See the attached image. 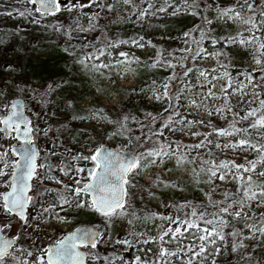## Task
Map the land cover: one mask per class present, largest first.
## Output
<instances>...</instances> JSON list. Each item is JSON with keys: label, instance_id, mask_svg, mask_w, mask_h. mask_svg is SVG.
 Listing matches in <instances>:
<instances>
[{"label": "snow or ice", "instance_id": "6c2138e0", "mask_svg": "<svg viewBox=\"0 0 264 264\" xmlns=\"http://www.w3.org/2000/svg\"><path fill=\"white\" fill-rule=\"evenodd\" d=\"M26 2L37 5L34 11L42 16L54 15L62 7L61 0ZM143 3L145 0H115L114 3L69 0L67 8L69 12L85 7L113 12L122 4L127 6L130 15L138 13V22L148 15H156V11L163 13L169 9L173 16L184 13L200 18L199 24L182 33L185 46L179 49L180 56L175 50L147 41V46L155 49L147 66L162 68L168 73L159 83L152 81L148 99L166 107L156 113L144 110L142 116L121 108L112 116L103 107L89 106L86 115L71 117L72 120L87 119L110 125L104 131V138H123L131 147V155L125 154L127 148L112 150L103 142L93 147L85 145V151H74L61 144L54 146L64 149L57 162L50 161V156H56L57 152L48 149L41 163L40 151L34 142V133H40L41 129L33 126L24 115L23 102L15 98L0 106L8 110L7 115H0V132L5 138L19 141L7 147L0 144V187L3 188L0 191V264H87L89 258L110 264L108 256H101L99 252V245L108 243L122 244L126 249L139 246L137 252L143 255H135L131 264H208L209 260L212 264H231L230 256H235L239 264H251L256 253L250 252V247L260 250L255 264H264V211L256 210L264 209V0L205 4V9L214 13L212 15L200 10L198 0H180V3L164 0L151 12L154 4L148 2L144 8L141 7ZM32 11L12 9L3 14L11 16L17 12L24 17L30 16ZM86 15V26L80 23L79 15L74 26L67 29L63 25L54 26L55 31H62L67 38L64 51L73 58V64L95 76L106 77L110 83H114V74L124 78L134 71L133 65L142 63L139 56L120 51L118 57L113 58L112 50L122 44L144 48L145 38L124 40L105 32L94 40L74 44V32L90 33L98 27L99 13ZM237 49L247 54L251 70L244 68L234 77L228 69L235 67L232 60ZM208 57L216 60L211 69L197 63ZM188 61L191 63H186ZM68 83L62 78L40 88L27 83H13L12 87L21 92L26 89L47 104L48 98ZM0 95L5 94L0 92ZM233 97H236V106L243 105L239 112L231 104ZM217 100L222 103L217 105ZM65 103L67 108L76 111L71 99ZM194 110L202 111L209 119L188 120L184 113ZM228 114L233 120L226 127H218L210 119L214 115L223 118ZM197 124L211 131H192V126ZM131 125L146 131L133 137ZM68 126L61 125L65 129ZM50 130L44 129L43 134L47 136ZM177 132L197 139L194 143L178 141L175 139ZM202 149L205 151L201 152ZM229 149L248 151L252 157L245 156L241 163L215 154L217 150ZM168 161L174 162L175 170L185 171L195 186L207 185V189H202L205 199L169 201L163 206L173 212L140 215L135 208L137 192L132 189L147 191L149 197L155 196L151 191L153 187L184 190L180 179L174 182L171 177L165 178L157 172L150 173L147 185L137 182V176L154 168L173 171L166 167ZM57 172L61 175H56ZM229 180L235 181L234 190L217 183ZM45 181L60 187L53 188ZM217 192L221 199H214ZM30 206L33 208L31 214L27 211ZM72 213H91L97 221L61 234L47 245L25 247L20 243L24 235L38 238L47 228L57 229L69 223ZM14 220L20 224V231L6 234L5 229L11 230ZM157 220L160 223L157 224ZM149 221L155 234L153 228L147 227ZM117 228L123 235L117 233L113 239L112 233ZM246 241L259 243L250 245ZM120 264L126 262L121 259Z\"/></svg>", "mask_w": 264, "mask_h": 264}, {"label": "rangeland", "instance_id": "374dc122", "mask_svg": "<svg viewBox=\"0 0 264 264\" xmlns=\"http://www.w3.org/2000/svg\"><path fill=\"white\" fill-rule=\"evenodd\" d=\"M17 1V0H16ZM69 0H61V10L53 16H42L40 14L25 15L20 17L17 12H13L11 16H7L9 23L15 21L17 31L14 38L4 43H0V92L5 95H0V106L11 99L19 98L25 102V114L32 121L33 126H38L41 129L40 133H34L35 144L40 151L39 162H44V155L46 150L53 149L57 152L56 156H50V161L57 162L61 155L64 154L63 147L55 148V145H63L74 151H85L84 146L93 147L100 142L109 148H127L130 150V146L123 138L105 139L104 131L106 128L111 127L107 124H100L94 120H72L71 117L74 114L86 115V109L89 106L100 108L103 107L110 115L115 116L121 108H124L127 112L132 114L143 115L144 110L151 111L153 113L159 112L166 105L148 99V94L152 87V81L156 80L158 83L164 79L168 73L162 69H152L147 66L150 63L149 58L154 55L155 49L147 46V41L151 40L153 44L160 46L164 49L175 50L176 55L180 56L179 49L185 45L182 42V33L185 30H189L193 25L199 24L200 19L198 16L189 14H177L173 16L171 9L166 12H158V9L164 0H145V3L141 7L146 8L147 3L154 4V8L149 11H156V15H148L146 18L137 21V14L130 15L127 10V6L119 5L115 11L109 12L107 9L101 10L98 7H85L83 9H76L73 12H69L68 8ZM82 3H86V0H80ZM109 2H115V0H109ZM176 3H180V0H175ZM231 0H210V5L217 3L227 4ZM24 7L21 1H17L15 6L10 7L12 9L23 10ZM203 12L212 15L211 11L203 8ZM91 13H99L96 23L98 25L95 31L90 33L74 32L75 39L72 41L74 44L88 42L94 40L95 37L100 36L107 32L109 35L119 39L130 40L133 38L138 39L143 36L145 38L144 48H138L131 44H122L118 48L113 49V58L118 57L120 51L129 52L132 55L139 56L142 63L139 65H133L134 71L129 72L124 78L118 75H113L114 83H110L106 77L95 76L93 73L80 70L78 65L73 64V58L70 57L64 48L67 45V38L63 35V32H57L54 30V26L63 25L64 29H67L70 25L74 26V20L77 15L80 16V23L87 25V15ZM189 17L188 21H183L186 17ZM121 17L126 19H120ZM119 20V22H117ZM38 21V22H33ZM187 22V23H185ZM184 24H187L184 26ZM184 26V27H183ZM209 50L212 46L208 44ZM236 54L233 56L232 64L233 68H229L233 76L235 77L238 72L243 71L244 68L250 69V61H248L247 54L240 49L235 50ZM248 61V63H245ZM186 63H191L190 61ZM203 67L211 69L216 64V60L213 57H208L203 61H197ZM11 65V67H8ZM68 80L69 83L64 85L62 89H58L52 97H49L50 101L47 104L41 103L39 96H34L26 89L21 92L19 88L12 87L13 83L23 85V83L30 84L33 88H40L41 85L46 84L49 81H59L61 79ZM243 79V77H240ZM220 81L219 83H222ZM219 83H217V89H219ZM97 89H103L102 92H98ZM143 89V91H141ZM71 99L73 101L75 112L67 108L65 101ZM222 101L217 100L216 104L219 105ZM231 104L236 106V97H233ZM241 106H236L235 111L239 112ZM115 109V110H114ZM55 113V115H53ZM8 110L0 107V115H7ZM243 114V113H241ZM184 115L188 120L199 121L202 118L209 119L202 111H192L190 114L185 112ZM212 122L218 127H226L230 121L233 120V116L228 114L221 118L220 116L210 117ZM68 124L65 129L61 125ZM132 135H141L143 131L136 125H131ZM155 128L156 125H153ZM50 128L47 136L43 134V130ZM192 131L197 132H210L211 129L201 126L193 125ZM166 135H173L172 133H166ZM202 138V137H201ZM175 139L184 143H194L196 137H188L181 133H175ZM213 139L215 135L213 134ZM231 139H236L232 137ZM15 139L5 138L2 132H0V144L7 147L11 144H18ZM131 151V150H130ZM205 150H201L203 152ZM74 154V152H73ZM215 154L224 158L235 159L238 162L243 163L244 157H252V154L248 151L233 152L231 149L221 152L217 150ZM15 158V157H13ZM74 163V162H72ZM86 163V162H82ZM166 167L172 168L173 171L165 172L160 168H154L149 172H144L142 175L137 176L136 180L141 185H147L149 183V175L151 172H157L163 175L165 178L171 177L175 182L180 179L183 182L184 190L178 191L171 188H155L151 189L155 193L154 197H149L147 191H138L135 198V208L140 215L145 212H173L171 208H165L164 203L169 201H180L188 199L191 201H203L205 199L202 189H207L206 184H201L199 187L195 186L191 181L187 173L183 170L177 171L174 168V162L168 161ZM190 167V166H189ZM42 171V170H41ZM56 175L60 176L59 172ZM85 178L86 177V174ZM63 178V177H61ZM223 187H228L234 190L236 187L235 181L229 180L225 182L218 181ZM45 184L53 188L60 187V185L52 184L49 181H45ZM0 191L3 188L0 187ZM54 195V194H53ZM214 199H221V195L217 192L214 195ZM257 211H264V209H256ZM28 213L33 212V208H28ZM64 215V213H61ZM71 220L67 224L60 225L57 229L47 228L46 232H41L39 237L33 235L22 236L20 243L25 247H30L33 244L37 246L47 245L52 243L56 238H59L61 234H66L73 231L75 228L95 224L97 217L94 214H71ZM82 219L81 223L77 225L76 219ZM87 219V220H86ZM83 220H86L84 223ZM55 224V221H53ZM156 223H160L159 220ZM46 227V226H45ZM147 227L153 228L152 223L149 221ZM240 227V225H238ZM20 231V224L17 221L12 222V229H5L6 234H12ZM31 232V230H29ZM117 233L121 236L123 232L117 228L113 231L112 236L115 239ZM153 234L155 230L153 228ZM248 244L253 245L259 242L246 241ZM139 246H133L131 248H125L122 244H104L99 245V252L101 256L107 255L110 264H120V260H124L126 264H131L134 256L138 253L137 248ZM250 252H255L256 255L251 258V264H255V261L259 259V248L250 247ZM87 252V250H86ZM130 253V254H129ZM127 254L130 255L127 256ZM223 259V258H221ZM229 260L231 264H239L235 256H230ZM88 261H92L90 258ZM98 262V261H97ZM212 263L211 260L208 263ZM103 263V262H102Z\"/></svg>", "mask_w": 264, "mask_h": 264}, {"label": "trees", "instance_id": "16d2710c", "mask_svg": "<svg viewBox=\"0 0 264 264\" xmlns=\"http://www.w3.org/2000/svg\"><path fill=\"white\" fill-rule=\"evenodd\" d=\"M17 1H21L22 5L24 7H27L28 9L33 10L32 13L38 14L36 11H34L35 7L33 6V4H28L26 2V0H17ZM17 1L16 0H0V40H3L4 42L9 41L12 38H14L16 34H18V35L20 34V33H18L19 31H17L18 26L16 27L15 21L13 23L12 22L9 23L7 16L5 17L3 14L5 11H9L10 7L15 6ZM198 2L200 3V10L202 12H203V8H205V4L210 5V0H198ZM188 18L189 17L187 16L183 21H188V20H186ZM198 19H200V18H198ZM185 23H187V22H185ZM186 25L187 24H184V26H186ZM4 34H6V35H4ZM130 150H131V147H130ZM86 220H83L84 223H86ZM76 221L78 222L77 225H79V223H81L82 219L78 218V219H76ZM129 254H127V256L130 257ZM87 264H103V263H102V261H98V262L87 261ZM208 264H212V263L209 262Z\"/></svg>", "mask_w": 264, "mask_h": 264}, {"label": "water", "instance_id": "95a60500", "mask_svg": "<svg viewBox=\"0 0 264 264\" xmlns=\"http://www.w3.org/2000/svg\"><path fill=\"white\" fill-rule=\"evenodd\" d=\"M33 6L36 8L37 7V5H35V4H33ZM38 14H40L39 12H37ZM58 12H56L55 14H57ZM54 14V15H55ZM41 15V14H40ZM45 16H53V15H45ZM19 99V98H18ZM22 102H23V104H24V106H25V102L22 100V99H20ZM24 115L26 116V117H28L26 114H25V108H24ZM29 118V117H28ZM30 119V118H29ZM3 135H4V133H3ZM5 136V135H4ZM19 142V141H18ZM112 150H114V149H112ZM126 155H131V151L130 150H127L126 151V153H125ZM74 231V230H73ZM82 251H85L86 252V250L87 249H81ZM88 261V260H87Z\"/></svg>", "mask_w": 264, "mask_h": 264}]
</instances>
